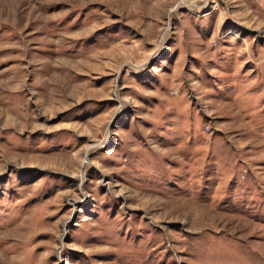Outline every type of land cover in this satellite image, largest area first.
<instances>
[{"label": "rangeland", "instance_id": "rangeland-1", "mask_svg": "<svg viewBox=\"0 0 264 264\" xmlns=\"http://www.w3.org/2000/svg\"><path fill=\"white\" fill-rule=\"evenodd\" d=\"M0 264H264V0H0Z\"/></svg>", "mask_w": 264, "mask_h": 264}]
</instances>
